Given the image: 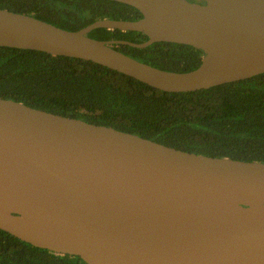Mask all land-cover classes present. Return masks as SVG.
<instances>
[{"label": "water", "instance_id": "obj_1", "mask_svg": "<svg viewBox=\"0 0 264 264\" xmlns=\"http://www.w3.org/2000/svg\"><path fill=\"white\" fill-rule=\"evenodd\" d=\"M112 1L141 18L72 31L0 9V47L92 61L166 92L264 73V0ZM98 28L148 39L88 36ZM155 42L200 49L201 62L170 71L113 47ZM0 230L86 264H264V162L183 151L0 97Z\"/></svg>", "mask_w": 264, "mask_h": 264}, {"label": "trees", "instance_id": "obj_2", "mask_svg": "<svg viewBox=\"0 0 264 264\" xmlns=\"http://www.w3.org/2000/svg\"><path fill=\"white\" fill-rule=\"evenodd\" d=\"M0 9L72 31L99 19L142 16L138 9L112 0H0ZM88 36L134 43L148 39L143 32L106 28L94 29ZM113 47L152 66L179 72L197 68L203 56L200 49L170 42ZM0 97L183 151L264 162V73L208 89L166 92L92 61L0 47ZM0 264L86 263L0 230Z\"/></svg>", "mask_w": 264, "mask_h": 264}]
</instances>
